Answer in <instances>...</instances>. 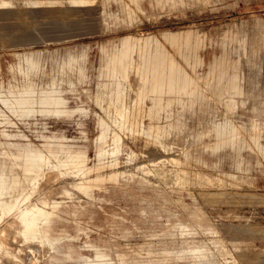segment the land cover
Here are the masks:
<instances>
[{"label": "rangeland", "instance_id": "obj_1", "mask_svg": "<svg viewBox=\"0 0 264 264\" xmlns=\"http://www.w3.org/2000/svg\"><path fill=\"white\" fill-rule=\"evenodd\" d=\"M6 1L0 30L36 38L0 35V174L14 184L9 196L0 182V206L15 207L1 217V261L264 264V0ZM84 18L98 23L85 35L57 21ZM187 31L204 38L196 68L163 39ZM148 36L192 81L154 114L137 96L135 54L125 79L99 75L101 46ZM82 53L84 80L67 62ZM123 103L130 122L117 126ZM216 126L246 145L237 150Z\"/></svg>", "mask_w": 264, "mask_h": 264}, {"label": "crops", "instance_id": "obj_2", "mask_svg": "<svg viewBox=\"0 0 264 264\" xmlns=\"http://www.w3.org/2000/svg\"><path fill=\"white\" fill-rule=\"evenodd\" d=\"M73 3L77 5H83L87 3V0H73ZM0 6L2 9L11 6V3L6 0H0ZM60 23L65 24L66 28L75 29L74 33H81L83 35L92 33L97 28V20L95 18H84L78 23L76 21H62L57 20ZM257 28L262 29L261 25H257ZM20 30V29H16ZM12 34L15 36L25 35L26 37L36 38L34 32L27 28V34ZM2 36H9L12 34H6L5 30H0ZM5 33V34H4ZM264 39V36L262 37ZM164 41L171 46L176 48L177 54L181 57L184 64L189 68H196L202 63L201 58L197 55L199 47L203 44L204 38L202 35L196 32L187 31L184 33H166L163 36ZM199 42V43H198ZM101 65H100V77H107L110 74L115 75L120 79H125L127 75V63L132 54L137 56L135 61L134 69L135 75L139 80V88L137 96L139 101L149 99L152 101V106L149 107V114H154L157 111L164 110L170 106V101L165 98V95H181L187 94L192 84L191 78L187 75L186 70L181 67L174 56L171 55L164 47L162 43L153 37L148 36L144 39H136L132 41L130 37L121 40L120 47L112 50L108 47L101 46ZM69 69H77L78 76L80 79H87L86 71L83 66H80V61L85 60L86 55L82 53L79 56L68 54ZM224 78L230 86L236 92H239V88L235 84V77L231 76L228 70L224 71ZM62 108V107H61ZM60 108V109H61ZM61 110H59L60 113ZM115 115L113 116V123L117 126H123L125 123L130 122L129 107L126 103L121 106H114ZM99 126H105L107 123L103 119H99L97 123ZM257 124H253L252 128H255ZM227 126L226 128L215 127L216 134H227L230 138V142L236 145L237 150L246 145V139L241 136V132L236 128ZM230 129V131L228 130ZM246 130V128H243ZM243 130V131H244ZM131 131V129L129 130ZM120 140V139H119ZM252 145L258 147V137L252 135L249 138ZM218 148V146H217ZM200 161V160H196ZM180 181H184L181 171L179 170ZM234 179V176H230ZM222 184V181H218ZM202 182L198 180V186H202Z\"/></svg>", "mask_w": 264, "mask_h": 264}, {"label": "bare ground", "instance_id": "obj_3", "mask_svg": "<svg viewBox=\"0 0 264 264\" xmlns=\"http://www.w3.org/2000/svg\"><path fill=\"white\" fill-rule=\"evenodd\" d=\"M199 43V42H198ZM31 167H29V168H32V165H30ZM33 169V168H32ZM8 172H2L1 174H0V182H3V181H6V182H8V187L6 188V193L7 194H9V196H10V193L14 190V184H13V182L11 181V179L9 178V176H8V174H7ZM28 173V172H27ZM32 173V172H31ZM28 174H30V173H28ZM28 179H29V177H27ZM34 206V205H33ZM29 207V206H28ZM27 207V208H28ZM35 207V206H34ZM15 207H12L9 203H6V204H3V205H1L0 206V221L2 220L1 219V217L2 216H6V214L7 213H9L10 211H12L13 209H14ZM29 209H30V212H32L31 210H32V208H30L29 207ZM38 209V208H37ZM27 210V209H26ZM36 210V209H35ZM13 212L15 213V211H12V213H10V214H13ZM23 212V211H22ZM25 213H26V211H24ZM23 212V213H24ZM29 212V211H28ZM29 212V213H30ZM40 212V211H39ZM39 212L37 213L38 215H39ZM24 213V214H25ZM28 213V214H29ZM33 213H34V211H33ZM36 213V212H35ZM34 213V214H35ZM13 215H15V214H13ZM13 215L11 216V217H13ZM8 216H10V215H8ZM28 216V215H27ZM16 217V216H15ZM14 217V218H15ZM20 217V216H19ZM18 217V218H19ZM38 217V216H37ZM21 218V217H20ZM22 218H24V217H22ZM22 220V219H21ZM34 221H36V220H34L33 219V217L32 216H29L26 220H25V222H27V223H34ZM40 224V223H39ZM30 228H33V225L32 226H28V227H24V230H23V235H24V239H27L28 237H25V234L27 233V232H29V230H30ZM21 238V237H20ZM29 241V240H28ZM6 246V245H5ZM0 247H2V246H0ZM6 248V247H5ZM2 250V249H1ZM1 250H0V261H1V258H3V255H2V253H1ZM3 252L4 253H6L7 251L6 250H3ZM8 254H9V252H8ZM13 255V254H12ZM31 258V257H30ZM0 263H3L2 261L0 262ZM3 264H5V263H3ZM16 264V263H15Z\"/></svg>", "mask_w": 264, "mask_h": 264}]
</instances>
